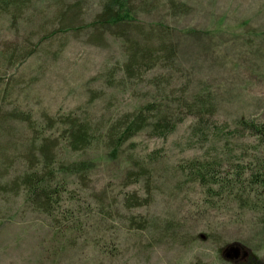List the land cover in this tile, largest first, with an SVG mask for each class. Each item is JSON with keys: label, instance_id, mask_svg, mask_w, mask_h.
<instances>
[{"label": "rangeland", "instance_id": "1", "mask_svg": "<svg viewBox=\"0 0 264 264\" xmlns=\"http://www.w3.org/2000/svg\"><path fill=\"white\" fill-rule=\"evenodd\" d=\"M175 1L189 11L172 17L165 0L131 4L142 10L139 23L174 30L180 73L172 98L210 99L216 113L207 138L193 134L189 116L164 138L136 135L113 160L99 144L83 154L62 149L64 161L90 162L87 179L64 177L66 192L51 215L33 210L21 193L0 191V264H264V210L240 204L221 185L232 166H247L242 181L264 161V142L236 130L239 118L264 124V0ZM60 3L32 0L17 29L0 19V113L29 116L38 129L44 114L103 125L153 101L148 80L157 70L128 87L107 86V70L123 61L121 41L105 35L99 43L84 29L103 0H64L80 10L62 20ZM15 46L31 54L8 66L2 53ZM30 137L25 122L0 121V189L24 170L18 156ZM126 157L150 167L152 194L140 208L122 204L127 195H148L144 179L122 182ZM192 162L212 163L213 193L189 174ZM231 245L241 255L225 260Z\"/></svg>", "mask_w": 264, "mask_h": 264}, {"label": "trees", "instance_id": "2", "mask_svg": "<svg viewBox=\"0 0 264 264\" xmlns=\"http://www.w3.org/2000/svg\"><path fill=\"white\" fill-rule=\"evenodd\" d=\"M31 1L0 0V19H9L12 28L17 29ZM61 1L62 3L57 7L63 12L59 14L61 20L64 18V13L75 15L80 10L77 6L70 8L71 6L64 5V0ZM147 1L154 3L159 0ZM165 1L169 9L167 11L172 17L184 15L189 11L184 3L175 0ZM148 5L146 2L143 6L148 7ZM141 11L133 8L131 0H103L100 13L85 25L84 29L91 34L93 41L99 43L105 35L121 41L123 61L107 70L108 87H128L133 81L143 82L147 73L155 70L159 72L148 80L155 92L153 101H147L143 106L103 125L92 124L73 115L54 118L44 114L41 120L43 126L38 129L37 122L32 121L29 116L17 112L0 113V121L25 122L31 136L24 151L22 150L23 152L18 156L24 164V170L11 182L2 185L0 191L21 193L33 210L51 215L56 210L55 205H59L61 195L66 192L64 177H74L83 185L91 170L90 162L83 160L70 162L59 158L62 149L71 153L83 154L92 145L99 144L113 160L124 154V146L136 135L148 130L152 137L164 138L174 132L176 127L189 116L196 120L193 134L200 135L201 141L204 142V138H207L205 134L208 128L207 123L212 120L216 108L204 95H197L192 101L184 97L177 100L172 98L171 88L175 85L180 73L177 47L174 42L175 32L164 22L148 27L139 23L138 16ZM68 28H73V26L67 23L65 29ZM185 33L186 35L192 34L188 31ZM28 51L30 50L26 51V48L8 47L2 53L3 61L8 66L12 65L31 54ZM157 97L160 100H157ZM171 101H175V109L173 105L171 106ZM236 124L238 127L236 130L249 131L251 136L260 143L264 142V124L257 126L249 123L245 118H239ZM124 161L128 168L123 174L122 182L131 185L144 179L148 195L145 196L146 198L136 194L127 195L122 204L127 209L145 206L152 194L149 182L151 180L150 167L137 157H126ZM6 162L4 160V164ZM211 164L192 162L186 168L194 180L208 187L209 194L214 192L213 187L218 182L215 178L218 173L214 172ZM254 166L256 171L254 173L251 171L248 179L242 181L241 177L245 174L247 166H242V164L232 166L234 172L231 180L222 179L221 185L240 204L249 208L257 206L264 210L263 201L257 203L251 198V195L253 197L264 196V161H258ZM211 173L212 175L206 178V175Z\"/></svg>", "mask_w": 264, "mask_h": 264}, {"label": "water", "instance_id": "3", "mask_svg": "<svg viewBox=\"0 0 264 264\" xmlns=\"http://www.w3.org/2000/svg\"><path fill=\"white\" fill-rule=\"evenodd\" d=\"M241 255V251L237 245H231L226 250H224L225 260H235Z\"/></svg>", "mask_w": 264, "mask_h": 264}]
</instances>
